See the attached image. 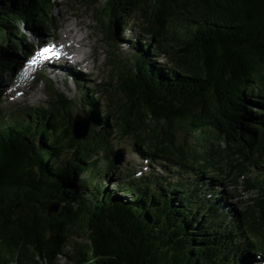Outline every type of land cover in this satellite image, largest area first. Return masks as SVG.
Segmentation results:
<instances>
[{
	"label": "trees",
	"instance_id": "obj_1",
	"mask_svg": "<svg viewBox=\"0 0 264 264\" xmlns=\"http://www.w3.org/2000/svg\"><path fill=\"white\" fill-rule=\"evenodd\" d=\"M56 1L0 0L1 71L34 52L26 36L53 26ZM87 5L113 46L132 21L140 34L130 56L111 53L112 88H100L113 96L108 111L84 82L82 139L76 114L66 125L57 116L70 100L52 86L51 106L10 122L0 88V264H264V0ZM116 135L143 161L177 166V178L140 170L108 187L99 160L109 151V171L120 169ZM223 175L253 191L243 210L227 202Z\"/></svg>",
	"mask_w": 264,
	"mask_h": 264
},
{
	"label": "rangeland",
	"instance_id": "obj_2",
	"mask_svg": "<svg viewBox=\"0 0 264 264\" xmlns=\"http://www.w3.org/2000/svg\"><path fill=\"white\" fill-rule=\"evenodd\" d=\"M87 2L88 0H57L52 12V17L54 19L53 26H49L38 36L28 33L26 41H29L34 45L33 50L35 52L36 50L40 52V49L46 43H48L47 45H50L55 41L60 43L65 41L67 42L63 36V31L66 30L68 24L74 22L75 18L72 13L80 12L82 15V18H80L83 22L92 24L91 28L83 26L82 32L93 31L90 41L97 44L95 45V48L96 55L98 56L95 65L93 64L94 68H88L85 66L86 64L82 65V68L80 69H74L73 67L63 68L65 67L64 64H42L40 67H37V72H31L28 80L29 85L24 87L23 90L21 87H16L17 81L20 79L18 78L19 76L17 75V72L20 73L24 71L25 67L30 62L31 54L29 53L26 55L23 52L16 53L12 56L15 70H0V88L3 92L2 105L5 109L3 114L9 122L14 121L20 113L27 111L32 107L37 108L45 105L51 106L55 99L51 97L52 91L49 86H52L60 93H63L70 100V104L67 108H61L57 115L62 119L65 125L72 114H83L89 107V101L87 100L85 94H83V91L86 90V86L84 84L86 81L89 83L87 86L92 87L91 89L93 92H99L100 102L98 106L104 111H108L111 108L114 100L113 96H110L105 92H100V88H103L104 86H107L109 89L112 88L111 77L115 70L110 61L111 53L114 51L122 58L130 56L132 54V47L137 41L136 39L138 38L140 31L136 26V21H132L129 27L130 30L119 35L115 43L116 46H113L112 42L108 39L109 37L107 33H105L106 29L104 27V23L99 18L100 13L98 6L96 8L89 9ZM115 25L114 29L117 27L116 23ZM10 52H14L12 46L10 48ZM89 60L92 61V58ZM164 60L165 58L161 56L160 61ZM24 61L27 63L24 64ZM51 67L54 70H52ZM32 69V67H29V70ZM89 71H91V73L86 74L89 73ZM81 72L83 75H80ZM110 122L111 124H115V119L113 117L110 118ZM113 142L114 149L123 148L125 150L126 160H124L123 164L119 167L120 169H117L114 173L109 171V159L112 157L109 151L107 153V158L103 157L99 160V170H102L104 174L106 173V176L103 175V177L104 179H107L104 183L108 187H120L122 181L128 182L129 179L133 177L131 174H135L140 170L145 171L144 173L147 174L155 170L165 178H177L176 173L173 172L174 170H179L177 166H174L172 171H166L162 165L157 162L147 163V161H143L144 158L134 152V140L130 136L126 135L124 138H120L116 135ZM68 156L69 155L66 154V157ZM228 163L229 161L222 163L226 172L229 171ZM118 171H121L122 174ZM86 176L89 177L90 172L86 173ZM220 179H223L222 181L224 183L221 188L225 192L231 193V195L226 198L227 202L231 204L234 209L237 208L238 210H243V207L249 203V197L254 195L253 191L246 192L243 189L241 179H239L236 183H232V180L225 175H223L222 178H218V180ZM215 183L220 184L218 181H215ZM58 258L59 264L66 263V258L64 256Z\"/></svg>",
	"mask_w": 264,
	"mask_h": 264
},
{
	"label": "bare ground",
	"instance_id": "obj_3",
	"mask_svg": "<svg viewBox=\"0 0 264 264\" xmlns=\"http://www.w3.org/2000/svg\"><path fill=\"white\" fill-rule=\"evenodd\" d=\"M72 14L76 21L74 20V22L68 24L66 30L63 31V36L65 37L67 42L65 41L60 44L57 42H53L52 44H50V46L45 44V48H47L46 53H48V55H45V53L42 52L40 55H37L36 58L32 59V63L27 64L24 71L20 73L17 72V75L19 76L18 78H20L16 84L17 88L21 87L23 89L24 87L28 86V80L31 72H37V67H40V65L42 64H64L65 67L63 68L73 67L74 69H80L82 68V65L86 64V67L94 68L93 64L95 65L98 56L96 55L95 48V45L97 44L90 41V38L93 35V31L82 32L83 26L91 28L92 24L83 22L80 12H74ZM91 58L92 61L89 60ZM26 63L27 62L24 61V64ZM29 67H32L33 69L29 70ZM90 73L91 71L86 74Z\"/></svg>",
	"mask_w": 264,
	"mask_h": 264
},
{
	"label": "water",
	"instance_id": "obj_4",
	"mask_svg": "<svg viewBox=\"0 0 264 264\" xmlns=\"http://www.w3.org/2000/svg\"><path fill=\"white\" fill-rule=\"evenodd\" d=\"M89 126H90V118L89 114L87 112H84L83 114H76L73 118V130L72 133L74 137L79 140L88 135L89 132ZM113 161L116 165L121 166L126 160L125 158V150L123 148H117L116 153L113 157ZM49 212H58L59 209V203H55L51 205L49 208Z\"/></svg>",
	"mask_w": 264,
	"mask_h": 264
}]
</instances>
